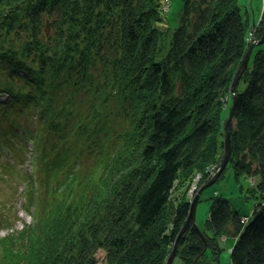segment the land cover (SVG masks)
<instances>
[{"label": "trees", "instance_id": "obj_1", "mask_svg": "<svg viewBox=\"0 0 264 264\" xmlns=\"http://www.w3.org/2000/svg\"><path fill=\"white\" fill-rule=\"evenodd\" d=\"M160 1L0 0V93L9 96L0 103V140H19V128L24 136L33 131L36 185L25 194L38 197L41 186L51 194L28 239L22 229L0 237V264H96L100 249L109 263L119 255L123 264L162 263L189 209L184 201L166 211L174 183L222 161L223 100L246 50L249 20L238 0H184L170 31L158 23ZM263 33L264 10L254 35ZM259 49L239 78L245 86L234 92L225 167L246 175L261 170L263 179L248 191L260 199L241 214L229 197L214 195L203 227L212 246L221 234L235 238L232 264H264ZM89 68H101L99 94L71 109L72 98L61 101L65 89L76 92ZM138 152L143 161L135 160ZM60 164L73 168L68 177ZM0 221V228L12 227ZM191 229L192 241L179 237V250L203 246Z\"/></svg>", "mask_w": 264, "mask_h": 264}, {"label": "rangeland", "instance_id": "obj_2", "mask_svg": "<svg viewBox=\"0 0 264 264\" xmlns=\"http://www.w3.org/2000/svg\"><path fill=\"white\" fill-rule=\"evenodd\" d=\"M248 5L246 4L247 0H238V4L241 7L243 15L246 16L248 14L249 17V22L252 23L253 20H257L259 14H260V8L262 6V0H248ZM184 0H163L161 3V6L163 7L164 13L160 15L159 22L162 26L160 28L166 29L164 26H167L170 31H173V29L178 25L179 23V18L181 15V8L183 5ZM248 8L247 13L245 14V7ZM159 28V27H158ZM257 40V39H256ZM254 40V41H256ZM261 48V49H259ZM263 50L264 51V41L261 44L254 45L252 48V52L250 55V60L247 63L246 68H251L252 62H253V56L254 53L257 50ZM100 73H101V68H89L87 71L86 79L80 80V88L74 92L73 88L71 86H68L65 89V92L62 96L61 101H66L69 98H72L73 104H68L71 109L75 107L78 103L79 98H87L91 96L93 93L99 94V88H101V85L98 84L100 81ZM240 86L243 87L245 86V83L239 79L236 82V85L234 87V92L236 87ZM118 96L116 99V102L119 104L120 101V92L117 90ZM228 95V93H226ZM225 95V96H226ZM224 96L223 103H224V108L229 109L231 102L226 101V98ZM108 98V96L101 97L102 101H105ZM229 98V96H228ZM115 101V100H114ZM31 109V108H30ZM224 112V109L222 110L221 114ZM30 115H33L32 112H29ZM228 116V114H227ZM227 116H224V119H226ZM34 117V116H33ZM222 118V120H224ZM73 120H77V116H74ZM231 121L232 118H231ZM74 127V126H73ZM19 133L18 135L22 134L24 139H23V144H24V150L22 151V156L25 158L24 163L26 165V171L24 174L27 176L28 175V184L26 187L25 192L28 189L29 181H30V176L35 174V166L32 160L35 161L34 159V149H33V144L31 143L32 140L31 138L36 139L34 136V133L32 134L33 131H27L26 135L27 137L24 136L22 131L19 128ZM230 131V127H229ZM31 132V136H29ZM220 135H221V141L219 142L220 146H222V140H224L223 135H225V132L223 130L222 125H220L219 129ZM223 137V138H222ZM6 138V137H5ZM19 140H21L20 137H18ZM4 140V138H1ZM6 140V139H5ZM13 143V139L10 141ZM134 143H136L135 140H133ZM224 143V142H223ZM8 148H12L15 154V150L13 148L14 144L10 145L8 144ZM143 145L141 146V149L143 150ZM230 145V144H229ZM28 149V151H27ZM32 151V153H31ZM3 152L0 150V153ZM223 152H224V144H223ZM223 154V153H222ZM4 155V153H2ZM135 160L143 161L144 158L141 155V153L138 152V154L135 157ZM256 163V162H255ZM255 163H253L255 165ZM215 164L208 165L207 167L203 168L201 171H197L194 173V175L187 181L186 184H178L177 182L174 183V188L172 189V195L170 197L169 201V206L166 208V211L170 213L172 208L177 205L179 202H188L190 201V198L195 194L196 189L202 185L204 178L207 179V169ZM133 166V165H132ZM131 166V167H132ZM220 164L218 165V167ZM65 165L59 166V173L61 175H64V169ZM84 169L88 167V163H85L82 165ZM146 167V162L144 161L143 169ZM217 167V168H218ZM216 168V169H217ZM257 170V169H256ZM261 170L260 173L252 174V175H246V174H236L234 172V169L232 165L228 164L221 176L214 181L212 184L204 188L198 197L197 204H196V210H195V222L196 224L202 228L204 227V221L207 218L208 215V209L210 205V201L214 195H223L227 196L230 198L232 205L238 208L241 214H249L251 213L254 205L256 202H258L259 194L254 193L252 190L251 192H248L249 189H252L254 187H258L257 184L260 182V179H263L261 176ZM252 179H254L255 184H252ZM10 180V179H9ZM258 182V183H257ZM188 186L192 187V190L188 193V195L185 193L186 188ZM196 187V188H195ZM15 189L16 186L11 187L6 189L5 191H0V204H3L4 201H7L9 203V210L8 212L13 216L14 222H13V228L17 231L20 232L21 229L23 231L22 238L25 239L29 237L28 233V223H32L34 221L33 216H35V211L32 210H26V206H30V198H27L26 200L23 198L24 196L20 195L17 197L15 195ZM47 195H51L46 191V188L44 186H41L39 189V199H38V204H37V212L39 215H43L47 210L49 206V198H46ZM131 195V194H129ZM256 195V196H254ZM2 206V205H0ZM30 214V215H29ZM1 223V221H0ZM3 227L0 228V237L2 235H5V233H12V227L11 228H6V225H2ZM206 227V226H205ZM207 229V227H206ZM53 230V229H52ZM15 233V235L17 234ZM211 233V232H208ZM59 234V233H58ZM57 235V234H56ZM191 234L188 236L190 237ZM222 235V234H221ZM186 234L182 235V238L186 242L192 241ZM220 236V235H219ZM226 239H221V237H216V245L212 246L209 241H208V249L204 248L203 246L198 249L197 246L194 248H190L188 250H179L176 247V253L173 258V261L171 264H192L195 262V264H201L202 262H205V264H232L231 258H230V248L232 247L235 238L231 235H225ZM196 237H199V234L196 235ZM218 243V244H217ZM173 250V246L168 247L167 253L165 254L166 256L164 259H162V263L164 264L167 260V257L169 253ZM216 252V253H213ZM98 262L96 264H117L115 263H109L105 259V252L103 250H98ZM150 262H153L152 260ZM154 261L153 263H155ZM127 264V263H124Z\"/></svg>", "mask_w": 264, "mask_h": 264}, {"label": "water", "instance_id": "obj_3", "mask_svg": "<svg viewBox=\"0 0 264 264\" xmlns=\"http://www.w3.org/2000/svg\"><path fill=\"white\" fill-rule=\"evenodd\" d=\"M264 41V33L262 35V37L256 41H253L247 48L243 59L236 71V74L231 82L230 85V95H231V105L228 111V116L225 120L224 123V128H225V136H224V152H223V158L222 161L220 163V166L218 168V170L208 179V181H206L204 184L200 185L197 188L196 193L194 194V197L191 201H189V209H188V213L187 216L185 218L184 223L182 224V226L179 228L178 233L176 235V238L174 240V244H173V250L169 253L166 263L165 264H171L173 261V258L175 256L176 253V245L178 243L179 237L182 236L183 234H186L188 231L192 232L191 227H193L196 232L199 234V239L204 241V248H208V241L206 239L205 234L202 232V230L199 228V226L196 224L195 222V210H196V204H197V200L199 197L200 192L206 188L207 186H209L210 184H212L217 178L218 176L221 174L222 170L224 169L227 161H228V156H229V152H230V132H229V127L231 126V118H232V112L234 109V105L236 102V97H235V93H234V87L236 85V82L239 80V77L241 76V74L243 73V71L245 70L247 63H248V59H249V55L251 52V49L253 48L254 45H258L261 44ZM197 239V238H196ZM195 239V240H196ZM195 263V262H194ZM192 263V264H194Z\"/></svg>", "mask_w": 264, "mask_h": 264}, {"label": "bare ground", "instance_id": "obj_4", "mask_svg": "<svg viewBox=\"0 0 264 264\" xmlns=\"http://www.w3.org/2000/svg\"><path fill=\"white\" fill-rule=\"evenodd\" d=\"M162 1L163 0H161L160 1V5H159V10H158V12L159 13H161V14H163L164 13V11H163V7L161 6V3H162ZM248 0H247V2H246V4L248 5ZM247 10H248V8L246 9V11H245V14L247 13ZM241 12H242V10H241ZM246 16H248V14L246 15ZM249 29H251L250 27H249ZM36 111H37V109H35V113H36ZM136 141L138 140V137H136V139H135ZM229 156H230V152H229ZM229 156H228V159H229ZM73 170V168H71V169H66V170H64V173H66V177H68L69 175H70V173H71V171ZM117 177L119 178V176L117 175ZM65 178V177H64ZM119 179H121V178H119ZM131 183L132 184H134L135 182L134 181H131ZM136 184V183H135ZM138 187V186H137ZM192 190V187L191 186H188L187 188H186V194L188 195V193L190 192ZM125 194V193H124ZM128 195V194H127ZM129 197H131V198H134V197H132L131 195H128ZM193 197H194V195L190 198V201L193 199ZM34 209V208H33ZM32 209V210H33ZM43 217L45 218L46 217V215H43ZM55 220L57 219V218H54ZM72 218H70V219H68V220H71ZM29 225V227H28V231H30V232H34L35 231V226H34V221L32 222V223H29L28 224ZM49 232V231H48ZM8 233H5V235H7ZM43 234V233H42ZM41 234V235H42ZM51 234H54V233H51ZM2 236H4V235H2ZM48 236V233H46V234H44L43 235V239L45 240V237H47ZM219 237H221V239H226V236H225V234H223V235H221V236H219ZM6 239H10L9 237H7V238H5V240ZM41 241V240H40ZM194 248V247H193ZM195 249V248H194ZM121 261H122V258H121V256L119 255L118 256V263L117 264H123V263H121ZM199 264V263H198ZM201 264H205V262H202Z\"/></svg>", "mask_w": 264, "mask_h": 264}, {"label": "clouds", "instance_id": "obj_5", "mask_svg": "<svg viewBox=\"0 0 264 264\" xmlns=\"http://www.w3.org/2000/svg\"><path fill=\"white\" fill-rule=\"evenodd\" d=\"M263 10H264V0H262V6H261V8H260V14H259V16H258V18H257V20H253L252 21V23H250L249 22V24H248V26H247V31H246V34H245V40H246V50H247V48H248V46L254 41V40H258V39H260L261 37H258V36H256V35H254V29H255V26L258 24V22L260 21V17H261V14H262V12H263ZM246 17H248V16H246ZM248 20H249V17H248ZM249 27L251 28V29H249ZM246 50H245V52H246ZM251 52H252V49H251ZM251 52H250V54H251ZM245 54V53H244ZM255 54V53H254ZM242 75V74H241ZM240 78V77H239ZM230 93V92H229ZM229 93H228V95H229ZM226 99H228L227 97H226ZM226 101H228V100H226ZM178 233V232H177ZM177 235V234H176ZM181 237V236H180ZM176 238V237H175ZM179 241V240H178ZM172 244H174V241L172 242ZM178 245H179V243H177V245H176V247H178ZM166 263V262H165ZM164 263V264H165Z\"/></svg>", "mask_w": 264, "mask_h": 264}, {"label": "flooded vegetation", "instance_id": "obj_6", "mask_svg": "<svg viewBox=\"0 0 264 264\" xmlns=\"http://www.w3.org/2000/svg\"><path fill=\"white\" fill-rule=\"evenodd\" d=\"M195 264V263H194Z\"/></svg>", "mask_w": 264, "mask_h": 264}]
</instances>
